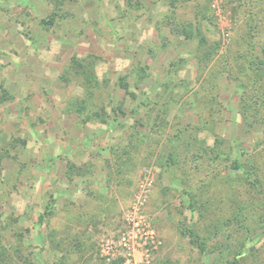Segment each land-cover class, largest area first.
Listing matches in <instances>:
<instances>
[{"label": "rangeland", "instance_id": "1", "mask_svg": "<svg viewBox=\"0 0 264 264\" xmlns=\"http://www.w3.org/2000/svg\"><path fill=\"white\" fill-rule=\"evenodd\" d=\"M132 220L264 264V0H0V264H121Z\"/></svg>", "mask_w": 264, "mask_h": 264}, {"label": "built area", "instance_id": "2", "mask_svg": "<svg viewBox=\"0 0 264 264\" xmlns=\"http://www.w3.org/2000/svg\"><path fill=\"white\" fill-rule=\"evenodd\" d=\"M131 225L120 233L114 243L112 253L120 251L123 261L121 264H159L155 261L146 230H141L139 220H132ZM110 256L106 257L110 260Z\"/></svg>", "mask_w": 264, "mask_h": 264}, {"label": "trees", "instance_id": "3", "mask_svg": "<svg viewBox=\"0 0 264 264\" xmlns=\"http://www.w3.org/2000/svg\"><path fill=\"white\" fill-rule=\"evenodd\" d=\"M232 167L235 168V169H241L243 171V173H245L248 177V179L251 181L250 177L251 174L248 172V171H245V169H243V165L242 163L239 161V159L235 156L233 159H232ZM195 202V199L193 197H191V194H189V199H188V204H189V207L190 208H193V203ZM50 209L48 207H46V213L49 212ZM44 215H42L43 217ZM194 237H197L196 235H193Z\"/></svg>", "mask_w": 264, "mask_h": 264}]
</instances>
